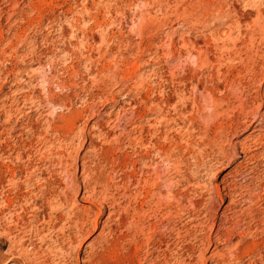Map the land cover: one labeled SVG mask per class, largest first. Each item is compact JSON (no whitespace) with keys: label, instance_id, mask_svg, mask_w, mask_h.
Instances as JSON below:
<instances>
[{"label":"rangeland","instance_id":"rangeland-1","mask_svg":"<svg viewBox=\"0 0 264 264\" xmlns=\"http://www.w3.org/2000/svg\"><path fill=\"white\" fill-rule=\"evenodd\" d=\"M260 12L264 0H0V264H83L113 213L103 264H201L203 251L264 264ZM93 189L102 220L77 241L70 219Z\"/></svg>","mask_w":264,"mask_h":264},{"label":"bare ground","instance_id":"bare-ground-1","mask_svg":"<svg viewBox=\"0 0 264 264\" xmlns=\"http://www.w3.org/2000/svg\"><path fill=\"white\" fill-rule=\"evenodd\" d=\"M258 27H259V30H258V32H259V34L258 35H261L263 38H264V13L263 12H260V14H259V18H258ZM234 39V38H233ZM264 41V40H263ZM205 60H206V58H205ZM54 103V102H53ZM64 108V107H63ZM70 114V113H69ZM158 116V115H157ZM69 117V116H68ZM154 119H156V118H154ZM153 119V120H154ZM111 121V120H110ZM260 123V122H259ZM86 124V123H85ZM71 125V124H70ZM67 128V127H66ZM74 128V127H73ZM23 129V128H22ZM70 131V130H69ZM68 131V132H69ZM84 131V130H83ZM85 132V131H84ZM89 132V131H88ZM155 133V132H154ZM129 134V133H128ZM127 134V135H128ZM138 137V136H137ZM142 138V137H141ZM102 139V138H101ZM134 139H136V138H134ZM137 140V139H136ZM84 142V141H83ZM83 146V145H82ZM81 146V147H82ZM158 149V148H157ZM158 151V150H157ZM161 151V150H160ZM160 154V153H159ZM168 154V153H167ZM54 155V154H53ZM235 155V154H234ZM70 156V155H69ZM225 156V155H224ZM90 157V156H89ZM168 157V156H167ZM234 158V157H233ZM85 159V158H84ZM226 159V158H225ZM89 160V159H88ZM164 160V159H163ZM223 160V159H222ZM25 161V160H24ZM74 161V160H73ZM165 161V160H164ZM76 164V163H75ZM83 164V163H82ZM72 165V164H71ZM85 165V164H84ZM83 165V166H84ZM77 166V165H76ZM91 167V166H90ZM31 168V167H30ZM225 168V167H224ZM67 169V168H66ZM84 170V169H83ZM180 171V170H179ZM77 173V172H76ZM180 173V172H179ZM33 174V173H32ZM86 174V173H85ZM39 175V174H38ZM88 175H90V174H88ZM91 175H92V173H91ZM163 175V174H162ZM31 176V175H30ZM15 177V176H14ZM66 178V177H65ZM168 178V177H167ZM175 178V177H174ZM88 180L90 179V177L89 178H87ZM19 180V179H18ZM155 180V179H154ZM169 180V179H168ZM10 182V181H9ZM85 183V182H84ZM101 183V182H100ZM149 183V182H148ZM147 184V183H146ZM165 184V183H164ZM240 184V183H239ZM77 185V184H76ZM92 185V184H91ZM97 185V184H96ZM169 185V184H168ZM175 185V184H174ZM204 185V184H203ZM85 186V185H84ZM93 186V185H92ZM211 186V185H210ZM223 186V185H222ZM76 187V186H75ZM149 187H152V186H150L149 185ZM226 187V186H225ZM225 187L223 188V189H225ZM99 188V187H98ZM104 188V187H103ZM171 188V187H170ZM40 189V188H39ZM86 190H87V188H85ZM75 191L76 190H72V189H69V193L72 195V196H74V195H76V193H75ZM150 191H151V188H150ZM48 193V192H47ZM148 194V193H147ZM157 194H158V192H157ZM165 194V193H164ZM154 195H156L155 193H153V196ZM167 195V194H166ZM169 195V194H168ZM171 195V194H170ZM71 196V197H72ZM233 196V190H230L229 192H228V194H226V196L225 197H227V198H231ZM70 197V196H69ZM76 197V196H75ZM78 197V196H77ZM89 198V203L91 204V206L90 207H83L82 209L84 210V213H82V214H79V213H77V212H72L73 213V215H72V217H71V219H70V222H71V224H72V227H71V229H72V232H73V236H74V238L73 239H75V240H77V239H82V242H83V238L84 237H86L87 235H89L92 231H95L96 230V228H97V226L100 224V221L102 220V213H98V214H96V218H94L93 220L91 219L92 218V216H93V206H95V205H97V201L98 202H100V200H98V199H100L101 197H100V195L98 194V193H96V190L95 189H93V191L91 192L90 191V195L88 196ZM145 197V196H144ZM163 197H165L162 193H161V191H160V193L158 194V197H157V195H156V198L158 199V198H160V199H162L161 201H163L164 200V198ZM167 197V196H166ZM165 197V198H166ZM24 198V197H23ZM66 198V197H65ZM210 198H212V197H210ZM218 198L220 199V201L221 202H223L224 201V198H223V196L219 193L218 194ZM71 199V198H70ZM105 199V198H104ZM159 199V200H160ZM55 200V199H54ZM72 200V199H71ZM74 200H76V198L74 199ZM108 200V199H107ZM153 200V199H152ZM159 200H157V201H159ZM41 201V200H40ZM157 201H156V203H157ZM167 201V200H166ZM217 201V200H216ZM246 201V200H245ZM55 202V201H54ZM167 202H169V201H167ZM2 203V202H1ZM69 203V202H68ZM153 203V202H152ZM164 203V202H163ZM233 201H230L229 202V204L223 209V212H222V215H224L227 211L229 212L231 209H232V206H233ZM28 204V203H27ZM50 204V203H49ZM70 204V203H69ZM72 204V203H71ZM75 204L76 203H74V205H72V208H70V209H73L74 207H75ZM102 201H101V203H100V207L101 208H103L102 207ZM171 204V203H170ZM214 204V203H213ZM61 205V204H60ZM157 205H159V207H160V204L158 203ZM164 205V204H163ZM77 206V205H76ZM103 206H104V203H103ZM40 207V206H39ZM51 207H53V206H51ZM50 207V208H51ZM63 207V206H62ZM99 207V208H100ZM108 207V206H107ZM110 207V206H109ZM162 207V206H161ZM213 207V206H212ZM5 208V207H4ZM38 208V207H37ZM37 208H35V209H37ZM101 208H100V210H101ZM53 209H55V208H53ZM109 209V208H108ZM156 209V208H155ZM207 209V208H206ZM205 209V210H206ZM56 210V209H55ZM143 210V209H142ZM191 210V209H190ZM38 211H42V210H40L39 208H38ZM71 211H76V210H70V212ZM137 211V210H136ZM140 211V210H139ZM185 211V210H184ZM192 211V210H191ZM144 212H145V210H144ZM144 212L142 213V211H140V214L142 213V214H144ZM209 212V211H208ZM53 213V212H52ZM95 213V212H94ZM138 213V212H137ZM160 213V212H159ZM169 213V212H168ZM200 213V212H199ZM249 213V212H248ZM112 214V213H111ZM114 214V213H113ZM113 214L112 215H110L109 214V216L106 218V220L104 221V222H102V228H101V231H100V233L97 235V237L96 238H94L91 242H90V245H89V249H90V253H88L87 254V256H85L82 260H83V264H103L102 263V257L104 256V253L105 252H107V251H110V249H113L114 247H116L117 246V244H114V243H116V241L115 240H113V241H111L110 240V237H111V235L114 233V230H113V228H112V225H109L110 224V222H112V220H113ZM116 214V213H115ZM138 215V216H143V215ZM207 214V213H206ZM17 215V214H16ZM64 215V214H63ZM135 215V214H134ZM193 215V214H192ZM38 216V215H37ZM119 216V215H118ZM56 217V216H55ZM69 217V216H68ZM145 217V216H144ZM169 217V216H168ZM45 218V217H44ZM43 217H42V219H44ZM48 219V218H47ZM206 219V218H205ZM222 219V218H221ZM68 220H69V218H68ZM117 220H118V218H117ZM138 220H140L139 218H138ZM138 220L136 221V222H138ZM183 220V219H182ZM211 220V219H210ZM229 220H230V218H229ZM32 221V220H31ZM47 221V220H46ZM50 221H51V219H50ZM115 221V220H114ZM117 222V221H116ZM135 222V223H136ZM141 222V221H140ZM58 223L59 222H55L54 224H55V226L54 227H56L57 225H58ZM134 223V224H135ZM142 223V222H141ZM138 224V226H136L137 227V231L139 230L140 231V233H142V232H144V231H146L145 229L146 228H144L145 226L143 225V224ZM226 223H227V221H226ZM46 224H48V223H46ZM45 224V225H46ZM133 224V225H134ZM64 225V224H63ZM135 225H137V223L135 224ZM231 225V224H230ZM249 225V224H248ZM195 226H197V225H195ZM199 226V225H198ZM41 227V226H40ZM57 227H59V226H57ZM226 227V226H225ZM135 228V227H134ZM136 229V228H135ZM206 229V228H205ZM69 230V229H68ZM199 230V229H198ZM223 230V229H222ZM229 230V229H228ZM227 230V231H228ZM4 231V230H3ZM22 231V230H21ZM20 231V232H21ZM49 231V230H48ZM53 231V230H52ZM57 231V230H56ZM61 231H63V230H61ZM60 231V232H61ZM67 231V230H66ZM136 231V232H137ZM211 231L212 230H210V234H211ZM233 231V230H232ZM218 232V231H217ZM239 232V231H238ZM64 233V232H63ZM224 233H226V232H224ZM143 234H145V233H143ZM209 234V235H210ZM213 235H214V233H212ZM230 234V233H229ZM233 234V233H232ZM11 235V234H10ZM40 235V234H39ZM228 235V234H227ZM250 235V234H249ZM33 236V235H32ZM70 236V235H69ZM231 236V235H230ZM235 236V235H234ZM46 237V236H45ZM209 237V236H208ZM225 237H226V235H225ZM69 238V237H68ZM134 238H136V237H134ZM211 238V237H210ZM242 238V237H241ZM246 238V237H245ZM16 239V238H15ZM54 239V238H53ZM209 239V238H208ZM227 239V238H226ZM43 240V239H42ZM70 240V239H69ZM119 240H120V238H119ZM136 240V239H135ZM20 241V240H19ZM78 241V240H77ZM81 241V240H80ZM79 241V242H80ZM207 241H209V240H206V242ZM229 241V240H228ZM13 242V241H12ZM21 242V241H20ZM43 242V241H42ZM70 242V241H69ZM82 242H80V243H82ZM85 242V241H84ZM123 242V241H122ZM155 242V241H154ZM76 243V242H75ZM221 243V240H216L213 244H215V245H218L219 246V244ZM224 244L226 243V241L224 240V242H223ZM122 244V243H121ZM207 244H208V242H207ZM212 244V241H211V239H210V241H209V246ZM17 245V244H16ZM82 245V244H81ZM223 245V244H222ZM246 245V244H245ZM78 246H80V244L78 245ZM209 246L207 245V247L209 248ZM229 246V245H228ZM206 247V248H207ZM239 247V246H238ZM17 248V247H16ZM51 248V247H50ZM208 248H207V252H208ZM62 249V248H61ZM215 249L217 250V247L215 246ZM204 250V249H203ZM230 250V249H229ZM237 250V249H236ZM45 251V250H44ZM213 251V250H212ZM17 252V251H16ZM55 252V251H54ZM111 252V251H110ZM115 252V251H114ZM162 252H163V250H162ZM205 251H203V252H201L202 254L201 255H199V259H198V261L201 263V264H204L207 260H212L214 257L216 258V255H218V253H219V255L220 256H222L220 253V251L217 253V251H216V253L214 252H212L213 254L212 255H210L209 257H207V255H206V253H204ZM156 253V252H155ZM179 253V252H178ZM224 253V252H223ZM222 253V254H223ZM237 253V252H236ZM235 253V254H236ZM240 253V252H239ZM107 254V253H106ZM211 254V253H210ZM226 254V253H225ZM86 255V254H85ZM218 255V256H219ZM232 255V254H231ZM56 256V255H55ZM185 256V255H184ZM224 257H226V255H223ZM222 256V257H223ZM24 257V259H25V256H23ZM22 257V258H23ZM194 257V256H193ZM219 258V257H218ZM228 258V257H227ZM164 259V258H163ZM170 259V258H169ZM226 259V258H225ZM224 259V260H225ZM33 259H31V261H32ZM81 260V261H82ZM223 260V259H222ZM222 260L220 259V262H222ZM25 261H28V258H26L25 259ZM40 262V261H39ZM169 262V261H168ZM192 262V261H191ZM219 262V261H218ZM229 262V261H228ZM143 263V262H142ZM162 263V262H161ZM185 263V262H184ZM224 263V262H223ZM222 263V264H223ZM32 264V263H31ZM181 264V263H180ZM187 264H191V263H189V261H188V263ZM192 264H194L193 262H192ZM217 264V263H216Z\"/></svg>","mask_w":264,"mask_h":264}]
</instances>
